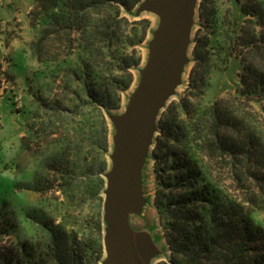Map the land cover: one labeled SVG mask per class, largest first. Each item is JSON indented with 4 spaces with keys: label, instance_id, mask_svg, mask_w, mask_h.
Masks as SVG:
<instances>
[{
    "label": "trees",
    "instance_id": "trees-1",
    "mask_svg": "<svg viewBox=\"0 0 264 264\" xmlns=\"http://www.w3.org/2000/svg\"><path fill=\"white\" fill-rule=\"evenodd\" d=\"M227 1L228 14L220 12L219 0L200 2L205 32L194 40L189 81L199 100L173 101L158 119L150 154L153 203L169 253L156 264H264V221L256 216L264 210V134L245 110L264 117V0ZM140 2L35 0L29 12L43 24L30 49L43 67L48 96L33 93V120L20 146L53 149L33 174V190L40 197L96 198L99 220L108 167L106 113L120 107L132 84L149 27L147 19L130 20L123 11ZM231 64L237 88L202 104L212 73H228ZM45 218L38 221L47 242L0 244V264H85L79 246H102ZM15 232L0 207V235Z\"/></svg>",
    "mask_w": 264,
    "mask_h": 264
},
{
    "label": "rangeland",
    "instance_id": "rangeland-1",
    "mask_svg": "<svg viewBox=\"0 0 264 264\" xmlns=\"http://www.w3.org/2000/svg\"><path fill=\"white\" fill-rule=\"evenodd\" d=\"M150 1L156 0H141L129 12L123 11L130 20L147 19L149 27L139 48L140 64L132 71L134 80L123 92L120 107L106 113L108 125L106 174L112 167L118 139L124 128L119 119L130 114L137 94L145 84L155 55L164 15L150 8L147 5ZM200 2L201 0L194 1L178 81L165 97L160 114L171 102L180 98H188V101L193 103L199 100V94L198 97L196 93L192 95L189 81L195 65L194 40L205 32L200 24ZM34 3L35 0H0V207H4V213L16 228V232L9 236L0 235V244L14 246L19 240H27L43 246L47 242L48 232L38 219L44 215L46 220L49 218L54 224L62 225L77 239L101 242L102 246H79L85 264H110L104 246V235L108 226L104 191L100 220L97 214L99 203L96 198L77 195L69 199L59 192L56 195L40 197L33 190V174L44 155L53 151L52 146L43 144L40 149L33 152L20 146L21 136L27 133L26 125L33 120V93L40 90L48 96L45 92L43 67L30 49L31 41L37 39L43 29V24L37 23V20H33L29 15ZM219 4L220 12L230 13V3L227 0H219ZM235 71V65L231 64L228 73L213 72L209 87L205 88V94L201 97L202 104H210L217 98L233 93L237 88ZM245 110L257 118V129L264 134V117L256 115L253 109ZM157 134L158 122L152 138L140 149L136 157L134 182L132 186L126 185L124 195L123 222L126 239L140 240L149 246L148 249L136 254L139 264H156L166 260L169 253L153 203L155 181L150 154ZM106 174L104 178L107 182ZM139 196L143 200L140 202L141 206L136 202ZM30 214L35 217L32 218ZM256 216L258 220L264 221V210Z\"/></svg>",
    "mask_w": 264,
    "mask_h": 264
},
{
    "label": "water",
    "instance_id": "water-1",
    "mask_svg": "<svg viewBox=\"0 0 264 264\" xmlns=\"http://www.w3.org/2000/svg\"><path fill=\"white\" fill-rule=\"evenodd\" d=\"M194 1L156 0L147 4L164 16L145 84L138 92L130 114L119 119L124 128L118 139L112 167L106 174L104 207L108 226L104 246L110 264H139L136 254L149 248L140 240L126 239L123 222L124 195L126 185L132 186L134 182L136 157L152 138L162 103L178 81ZM136 200L137 205L141 206L142 198L139 196Z\"/></svg>",
    "mask_w": 264,
    "mask_h": 264
}]
</instances>
